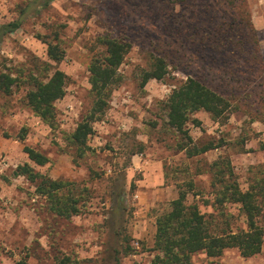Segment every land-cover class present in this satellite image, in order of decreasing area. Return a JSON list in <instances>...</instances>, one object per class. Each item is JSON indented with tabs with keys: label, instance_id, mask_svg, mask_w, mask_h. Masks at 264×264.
<instances>
[{
	"label": "rangeland",
	"instance_id": "374dc122",
	"mask_svg": "<svg viewBox=\"0 0 264 264\" xmlns=\"http://www.w3.org/2000/svg\"><path fill=\"white\" fill-rule=\"evenodd\" d=\"M33 1L0 0V25L22 19L0 42V72L18 78L10 94L0 91V264L22 257L27 264H58L57 257L65 255L68 264H150L155 218L179 189L186 191L188 203L216 213L208 164L228 156L242 189L251 168L264 164L259 149L264 140V0H51L47 6ZM106 35L128 39L131 48L119 68L122 82L94 122L90 150L74 162L64 133L91 105L87 67L101 49L98 38ZM45 39L65 50L56 67L66 74V92L55 103L53 127L25 100L28 75L44 76ZM153 56L165 59L168 72L142 85L140 72ZM188 76L231 102L223 123L204 111L191 115L187 128L195 143L221 144L194 157L176 149L177 135L165 127L162 105ZM23 127L27 134L19 140ZM25 145L49 158L42 166L30 162L36 171L82 193V212L65 218L48 211L34 184L12 175L18 164L29 161ZM167 185L165 199L146 209L144 200L152 199L146 191ZM227 210L234 228L244 226L237 204ZM126 246L131 253H124ZM191 264H264V245L250 257L234 247L217 257L198 252Z\"/></svg>",
	"mask_w": 264,
	"mask_h": 264
},
{
	"label": "trees",
	"instance_id": "16d2710c",
	"mask_svg": "<svg viewBox=\"0 0 264 264\" xmlns=\"http://www.w3.org/2000/svg\"><path fill=\"white\" fill-rule=\"evenodd\" d=\"M51 0H34L47 6ZM30 6V4H29ZM24 13V9L21 11ZM22 19H16L0 25V42L3 37L21 26ZM48 61L40 68L44 76L30 73L27 77L28 88L25 100L33 113L53 127L55 125V103L66 92V74L56 67L65 55L59 42L44 40ZM101 46L94 51L87 67L89 72L91 105L69 133H64V140L72 148L73 160L78 162L89 150L87 141L94 131V122L100 120L107 108L112 91L122 82L119 72L121 64L131 48V42L123 37L101 36ZM168 72V65L161 56H153L148 68L140 72L141 84L150 79L161 80ZM18 82L16 76L0 72V91L10 94ZM165 109V127L177 135L176 149L184 151L187 157H194L219 147L221 144L207 142L195 143L187 124L191 115L197 111L208 113L217 122H225L231 110V102L205 85L197 78L188 76L175 86L162 102ZM195 123L199 121L193 119ZM264 122V116L261 119ZM26 128L17 138L24 140ZM140 149L142 148L139 147ZM259 149L264 150V140ZM23 151L29 161L18 164L13 170L14 177L23 176L34 184L35 193L45 197L48 211L68 218L82 212L80 203L82 193L75 194L70 183L55 179L39 171L30 164L45 165L49 158L38 149L25 145ZM249 176L247 187L242 189L228 156H219L208 164L211 172L210 187L213 195L212 207L216 213L202 212L196 202H187L186 191L179 189L178 196L171 200L169 207L155 218L153 237L154 257L150 264H191L192 256L204 252L208 257L220 256L227 248H237L241 256L250 257L261 252L264 245V164L255 165ZM3 180H9L3 176ZM191 186V183H189ZM80 197V198H79ZM237 204L244 216V226L233 227L228 206ZM130 246L124 253H131ZM70 257H57L58 264H68ZM15 264H27L26 258H20Z\"/></svg>",
	"mask_w": 264,
	"mask_h": 264
},
{
	"label": "crops",
	"instance_id": "0c3cea01",
	"mask_svg": "<svg viewBox=\"0 0 264 264\" xmlns=\"http://www.w3.org/2000/svg\"><path fill=\"white\" fill-rule=\"evenodd\" d=\"M156 180L158 182H160V183L163 184V181H164L163 175L158 174L157 177H156ZM143 184H144V182H143ZM168 187H171V185H167L166 187L162 188V190L160 189V191H156V188L155 187H153V189L151 188L152 189L151 191H146V194L147 195H150L152 199H151V201L150 200H148V201H145L144 200V207H146V209H148V207L150 206V204H153L156 201L164 200L165 199V195L168 192V190H167ZM177 196H178V192H177L176 196H173L172 197L171 200L175 199ZM145 213H146V211H145ZM141 221L143 223V220H140V222ZM141 228H142V226H141ZM154 233H155V231H154Z\"/></svg>",
	"mask_w": 264,
	"mask_h": 264
}]
</instances>
